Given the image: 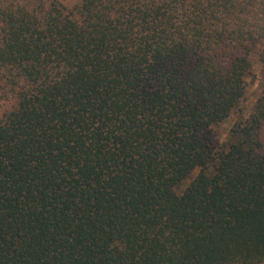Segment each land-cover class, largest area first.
<instances>
[{"label": "trees", "instance_id": "obj_1", "mask_svg": "<svg viewBox=\"0 0 264 264\" xmlns=\"http://www.w3.org/2000/svg\"><path fill=\"white\" fill-rule=\"evenodd\" d=\"M252 55L264 0H0V264H264Z\"/></svg>", "mask_w": 264, "mask_h": 264}, {"label": "rangeland", "instance_id": "obj_2", "mask_svg": "<svg viewBox=\"0 0 264 264\" xmlns=\"http://www.w3.org/2000/svg\"><path fill=\"white\" fill-rule=\"evenodd\" d=\"M64 5H71L76 0H62ZM251 62V75L246 79V94L245 99L241 104L240 113L237 114L245 118L251 111L252 105L256 98L259 96L262 88L264 87V62H260L257 55L250 57ZM1 111V110H0ZM237 115H231L223 122L213 126L212 131L218 140H222L232 122L237 118Z\"/></svg>", "mask_w": 264, "mask_h": 264}]
</instances>
